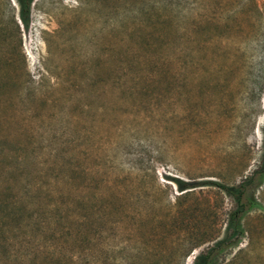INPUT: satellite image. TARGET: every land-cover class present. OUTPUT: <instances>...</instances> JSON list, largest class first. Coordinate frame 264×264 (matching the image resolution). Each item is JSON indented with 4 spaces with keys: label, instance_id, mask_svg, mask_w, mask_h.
I'll list each match as a JSON object with an SVG mask.
<instances>
[{
    "label": "rangeland",
    "instance_id": "374dc122",
    "mask_svg": "<svg viewBox=\"0 0 264 264\" xmlns=\"http://www.w3.org/2000/svg\"><path fill=\"white\" fill-rule=\"evenodd\" d=\"M18 8L0 0V264H192L234 206L212 182L264 154V0H31L25 26ZM200 27L203 91L179 73ZM244 193L212 264H264V175Z\"/></svg>",
    "mask_w": 264,
    "mask_h": 264
},
{
    "label": "trees",
    "instance_id": "16d2710c",
    "mask_svg": "<svg viewBox=\"0 0 264 264\" xmlns=\"http://www.w3.org/2000/svg\"><path fill=\"white\" fill-rule=\"evenodd\" d=\"M16 1L19 6L18 17L25 26L27 25L29 4L31 0ZM205 30V28L201 27L194 29L192 45L189 47L188 51L183 50L182 52H180L181 58L179 73L183 88L188 89V87L196 86L200 91H203L201 89L208 87V81L212 73V68L210 66L212 58L210 56V45ZM211 85L213 86L212 83ZM187 89L186 91H188ZM262 90L263 87L261 86L258 92H249L248 94L250 95V98H254V96L260 93ZM261 140L264 146V122L262 124ZM263 175L264 154L262 155L260 165L253 169L252 173L236 186H227L217 181L212 182V184L217 186L225 194H228L231 197L234 206L228 212L226 233L221 238L217 239L213 243V245L209 247L205 252L197 254L194 257L192 264H212L211 255L213 252H219L224 248V246L233 245L237 242L236 236L240 235L242 232L240 227V218L249 208L258 206L257 202L251 195H245V187L250 184L254 178L261 180ZM174 182L178 191H183L194 186L193 183H188L187 181H183L181 179H174ZM137 238L138 237L135 236L136 240H138ZM139 241L141 242V239H139ZM198 244L199 243H192L191 245H189L188 249L184 253H182L183 256H185L190 249L194 248ZM75 258V256L69 255L65 257V260H68L67 264H77V259ZM63 260L64 258L59 256H55L52 258V261L53 263L55 262V264H61Z\"/></svg>",
    "mask_w": 264,
    "mask_h": 264
}]
</instances>
